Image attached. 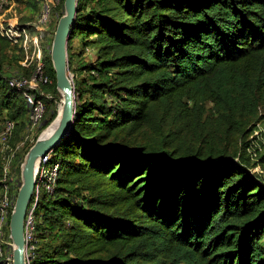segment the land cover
Masks as SVG:
<instances>
[{"label": "trees", "instance_id": "trees-1", "mask_svg": "<svg viewBox=\"0 0 264 264\" xmlns=\"http://www.w3.org/2000/svg\"><path fill=\"white\" fill-rule=\"evenodd\" d=\"M13 1L4 18L19 3L30 7V20L40 11V0ZM77 7L67 49L75 117L53 151L57 187L39 205L29 264H264V173L251 171L264 167V152L253 162L247 151L264 120V0ZM56 10L63 15L64 0ZM4 42L11 43L0 35ZM88 47L97 50L93 61L84 59ZM5 60L0 47V131L15 121V146L28 107L9 85ZM43 60L54 99L39 132L62 100L48 46ZM177 122L189 126L191 141L180 138ZM32 144L12 164L17 192ZM3 165L0 153V190Z\"/></svg>", "mask_w": 264, "mask_h": 264}, {"label": "built area", "instance_id": "built-area-1", "mask_svg": "<svg viewBox=\"0 0 264 264\" xmlns=\"http://www.w3.org/2000/svg\"><path fill=\"white\" fill-rule=\"evenodd\" d=\"M60 2L61 0H40V11L36 18L21 23L17 12L10 18H4V15L11 12L15 2L0 0V35L12 45L24 50H31L32 46L37 47V55H32L35 56L32 71L29 74L12 75L8 80L9 85L17 89L25 100L28 107V124L22 141L15 146L10 143L14 134L15 121L5 120L0 131V153L4 161L3 186L0 190V264H13L14 243L10 235V218L17 197L16 186L19 183L17 177L13 176L12 163L25 143L34 144L44 122L47 102L54 99V95L45 90V87L52 83V78L46 73L43 53L45 47H51L50 39L53 35L51 27L53 18L58 16L56 7ZM249 139L251 144L247 151L252 161H258L259 154L264 152V120L257 122ZM59 168L60 163L53 161V151L37 162L35 188L24 220L25 252L28 263L37 248L38 208L44 196L50 197L54 194ZM251 171L261 174L264 173V168L257 164L252 166Z\"/></svg>", "mask_w": 264, "mask_h": 264}, {"label": "water", "instance_id": "water-1", "mask_svg": "<svg viewBox=\"0 0 264 264\" xmlns=\"http://www.w3.org/2000/svg\"><path fill=\"white\" fill-rule=\"evenodd\" d=\"M77 2L78 0H64V13L58 20L50 47L51 60L56 74V86L62 94V110L54 132L49 137H43V131L37 137L21 166L22 182L10 218V235L14 243L13 264H29L25 252L24 220L35 188L37 162L50 151H54L70 133L74 122L75 89L69 73L67 49L78 12ZM58 115L47 127L57 119ZM46 124L47 121H44L42 126Z\"/></svg>", "mask_w": 264, "mask_h": 264}, {"label": "rangeland", "instance_id": "rangeland-1", "mask_svg": "<svg viewBox=\"0 0 264 264\" xmlns=\"http://www.w3.org/2000/svg\"><path fill=\"white\" fill-rule=\"evenodd\" d=\"M17 14H19L20 16V21L21 23H24V22H28L30 21V17L31 16V11H30V7L27 6L25 3H19V6L17 7ZM59 13V11L56 10V14ZM64 13V12H63ZM38 15V14H37ZM36 15V16H37ZM61 16L58 14L57 17H54L53 18V22H52V29L57 27V23H58V20ZM55 29H54V32H55ZM53 37H54V34L51 35V41L50 43H52V40H53ZM75 45V49L76 51H80L81 50V46H80V42H78L76 40V42L74 43ZM0 47H1V50L3 51L4 55H6V60H5V69H6V73L8 75H17L19 73H21L22 71L20 70V66L19 64L22 63V64H28V70L29 71H32L33 69V63H34V60H35V56L37 55V47L36 46H32L31 47V50H24L23 48H20V47H17V46H14L12 45L11 43H8V42H4L3 44L1 43L0 44ZM96 48H92V47H88L85 51V53L83 54L84 59L87 61H93L95 60L96 58ZM32 55H35V56H32ZM29 57V58H28ZM20 58V59H19ZM31 58V59H30ZM26 62V63H25ZM21 65V64H20ZM69 73L73 79L74 75L73 73L69 70ZM62 95V94H61ZM21 97V96H20ZM22 98V97H21ZM62 103V102H61ZM61 103L59 104L58 106V110L61 106ZM188 108H184L186 111H192V104L191 103H188ZM210 105L209 104H206L205 108L207 109ZM57 115H58V112H57ZM172 120V118L170 119ZM56 121V120H55ZM54 121V122H55ZM53 122V123H54ZM3 121L0 122V124L2 125ZM52 125V124H51ZM50 125V126H51ZM49 126V127H50ZM43 127V126H42ZM49 127H45L42 131H38V135H40L43 131H45L47 128ZM177 131H178V134L180 135V138L182 140H186V142H189L192 140V137H193V133L192 131L189 129V126L184 124V123H179L177 122ZM175 128V127H174ZM41 129V128H40ZM39 129V130H40ZM18 143V142H17ZM254 162V161H253ZM13 164V163H12ZM264 168V167H262ZM22 180V179H21ZM22 182V181H21ZM44 204L48 205V206H52L51 202H48V200L46 201H43ZM41 211H43L44 207H39L38 208Z\"/></svg>", "mask_w": 264, "mask_h": 264}, {"label": "bare ground", "instance_id": "bare-ground-1", "mask_svg": "<svg viewBox=\"0 0 264 264\" xmlns=\"http://www.w3.org/2000/svg\"><path fill=\"white\" fill-rule=\"evenodd\" d=\"M61 110H62V103H61V106L58 110L59 115H58L56 121L54 123H52V125L43 132V135H42L43 137H49L54 132L55 128L57 127L59 118H60Z\"/></svg>", "mask_w": 264, "mask_h": 264}, {"label": "crops", "instance_id": "crops-1", "mask_svg": "<svg viewBox=\"0 0 264 264\" xmlns=\"http://www.w3.org/2000/svg\"><path fill=\"white\" fill-rule=\"evenodd\" d=\"M58 14H59V13H58ZM58 14H57V15H58ZM17 15H19V14H17Z\"/></svg>", "mask_w": 264, "mask_h": 264}]
</instances>
